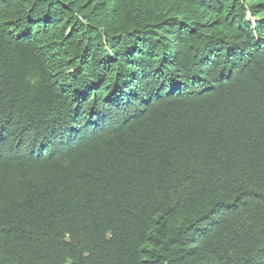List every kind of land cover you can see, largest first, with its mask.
<instances>
[{"label":"trees","instance_id":"1","mask_svg":"<svg viewBox=\"0 0 264 264\" xmlns=\"http://www.w3.org/2000/svg\"><path fill=\"white\" fill-rule=\"evenodd\" d=\"M0 264H264V0H0Z\"/></svg>","mask_w":264,"mask_h":264},{"label":"clouds","instance_id":"2","mask_svg":"<svg viewBox=\"0 0 264 264\" xmlns=\"http://www.w3.org/2000/svg\"><path fill=\"white\" fill-rule=\"evenodd\" d=\"M247 17L250 18V15H248Z\"/></svg>","mask_w":264,"mask_h":264},{"label":"bare ground","instance_id":"3","mask_svg":"<svg viewBox=\"0 0 264 264\" xmlns=\"http://www.w3.org/2000/svg\"><path fill=\"white\" fill-rule=\"evenodd\" d=\"M3 77V76H2ZM202 128V127H201ZM111 137V136H110ZM126 140V139H125Z\"/></svg>","mask_w":264,"mask_h":264}]
</instances>
